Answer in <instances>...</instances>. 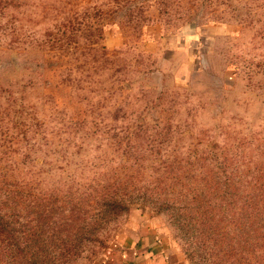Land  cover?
Segmentation results:
<instances>
[{
    "label": "rangeland",
    "instance_id": "1",
    "mask_svg": "<svg viewBox=\"0 0 264 264\" xmlns=\"http://www.w3.org/2000/svg\"><path fill=\"white\" fill-rule=\"evenodd\" d=\"M77 115L87 127L67 128ZM262 137L264 0H0L1 215L43 245L59 230L23 192L66 206L106 176L127 206L70 264H205L170 209L191 181L164 176L165 161L233 143L264 157Z\"/></svg>",
    "mask_w": 264,
    "mask_h": 264
},
{
    "label": "trees",
    "instance_id": "2",
    "mask_svg": "<svg viewBox=\"0 0 264 264\" xmlns=\"http://www.w3.org/2000/svg\"><path fill=\"white\" fill-rule=\"evenodd\" d=\"M48 36L50 40L58 39L54 33H48ZM84 121L79 115L68 116L64 124H69L67 128L74 125L87 127ZM138 128L151 136L172 132L168 126L156 130ZM136 131L129 128L123 133H127L124 136L134 135ZM156 141L152 139L151 148L154 144L155 147L166 145L165 140ZM231 145L222 146L221 152L212 153L208 149L205 154L192 159L177 158L174 164L165 161L164 176L175 183L185 179L191 181L189 190L181 185V200L170 206L172 217L190 245L201 249L199 257L205 264H251V261L253 264H264V157H259V150L254 157L247 158L239 151L241 146ZM231 147H234L233 150ZM145 159L152 162L149 168L157 162L152 157ZM92 180H96L98 185L101 181L105 184L93 187L90 192L63 193L66 206L55 207L53 200L57 202V197L52 198L46 192L44 196L34 198L31 191L19 193L23 205L27 207L31 203L37 208L35 212L41 209L44 218L49 219L46 220L47 228L53 232L57 228L59 233L46 235L44 244L40 245L34 239L36 232L33 226L22 224L16 227L9 220L10 215L0 213V264H70L73 249L84 252L93 241H99L95 236L100 226L127 206L115 197L118 184L109 188L106 176ZM10 194V191L7 192L5 198L10 199ZM28 198L30 202L26 203ZM58 213L61 215L59 219L54 216ZM18 215L21 216L20 213ZM74 220L80 223V234L70 239L68 233L61 231ZM89 256L86 255V258Z\"/></svg>",
    "mask_w": 264,
    "mask_h": 264
},
{
    "label": "crops",
    "instance_id": "3",
    "mask_svg": "<svg viewBox=\"0 0 264 264\" xmlns=\"http://www.w3.org/2000/svg\"><path fill=\"white\" fill-rule=\"evenodd\" d=\"M105 262H106L105 264H108L107 261H105ZM100 264H102V263H100ZM124 264H125V263H124Z\"/></svg>",
    "mask_w": 264,
    "mask_h": 264
}]
</instances>
